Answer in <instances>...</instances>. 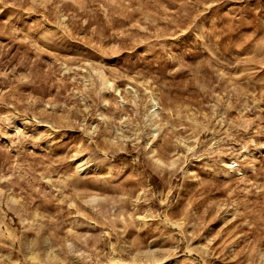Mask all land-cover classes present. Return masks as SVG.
Here are the masks:
<instances>
[{"label":"rangeland","instance_id":"obj_1","mask_svg":"<svg viewBox=\"0 0 264 264\" xmlns=\"http://www.w3.org/2000/svg\"><path fill=\"white\" fill-rule=\"evenodd\" d=\"M0 264H264V0H0Z\"/></svg>","mask_w":264,"mask_h":264},{"label":"trees","instance_id":"obj_2","mask_svg":"<svg viewBox=\"0 0 264 264\" xmlns=\"http://www.w3.org/2000/svg\"><path fill=\"white\" fill-rule=\"evenodd\" d=\"M124 156V155H123Z\"/></svg>","mask_w":264,"mask_h":264}]
</instances>
